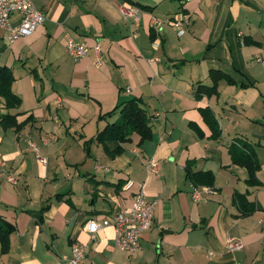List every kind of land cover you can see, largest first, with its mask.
I'll return each instance as SVG.
<instances>
[{
	"label": "crops",
	"instance_id": "0c3cea01",
	"mask_svg": "<svg viewBox=\"0 0 264 264\" xmlns=\"http://www.w3.org/2000/svg\"><path fill=\"white\" fill-rule=\"evenodd\" d=\"M33 3L45 19L31 35L7 44L0 28V64L20 98L7 108L0 96V114L28 118L19 130L0 122V217L15 226L0 264H58L73 245L84 248L80 264H264V0ZM184 17L179 36L169 21ZM68 38L88 53L70 56ZM211 70L235 83L196 96ZM131 97L150 115L151 137L138 144L133 133L116 156L91 141L86 154L84 142L117 115L98 116ZM237 140L253 146L256 182L232 161ZM186 170L209 172L211 184ZM139 184L156 200L139 250L117 248L112 226L85 229L128 207Z\"/></svg>",
	"mask_w": 264,
	"mask_h": 264
},
{
	"label": "built area",
	"instance_id": "2783aa9c",
	"mask_svg": "<svg viewBox=\"0 0 264 264\" xmlns=\"http://www.w3.org/2000/svg\"><path fill=\"white\" fill-rule=\"evenodd\" d=\"M15 13L18 15V19L14 23L11 16ZM128 15L135 22L137 21L138 17L135 13H128ZM44 19V13L35 7L33 0H0V28L5 30L4 41L7 44L31 35ZM169 24L180 36L184 34L188 21L185 17L182 19L174 18L169 21ZM94 48L96 51L98 50L97 45ZM65 50L70 56L81 58L88 53L89 47L84 42L68 38L65 42ZM158 165L155 159H150L147 163V169L157 173ZM8 179L14 182L13 176L9 175ZM133 186L134 181L127 179L122 188L131 190ZM205 191L211 192V189L205 188ZM191 195L194 201H199L202 198V194L197 188L192 191ZM155 205L156 200L148 199L142 185L139 184L132 191V202L128 207L118 210L101 221L93 218L87 219L84 227L93 234L102 227L112 226L115 230V246L121 250L137 251L141 247L140 239L144 231L152 223ZM227 246L230 250L241 247L240 243L232 240H228ZM84 256V248L81 245H73L70 255L63 257L58 264H80Z\"/></svg>",
	"mask_w": 264,
	"mask_h": 264
},
{
	"label": "trees",
	"instance_id": "16d2710c",
	"mask_svg": "<svg viewBox=\"0 0 264 264\" xmlns=\"http://www.w3.org/2000/svg\"><path fill=\"white\" fill-rule=\"evenodd\" d=\"M210 76L212 84H198L195 92L196 96L201 93L208 95L216 94L217 83L220 79H225L230 84L235 83L229 75L219 70H211ZM13 79L11 68L8 65L0 64V96L3 97L4 105L7 108L16 107L20 103V98L11 89ZM115 114L117 116L113 121L107 122L96 132L94 138L84 142L86 154L89 152L88 146L91 141L101 144L108 155L116 156L124 151L122 143L128 141L133 133L138 134L140 138L138 144L151 137L150 115L144 108L140 98L131 97L119 102L112 110L100 114L98 120L112 117ZM0 122L4 127H15L16 130H19L28 122V118L18 123L16 115L5 113L0 114ZM229 149L232 161L247 168L249 173L248 181L256 182V171L260 168V163L256 158L253 146L237 140L231 142ZM186 177L194 184H211L212 180L210 173L206 171L192 172L186 170ZM253 209L244 214L250 213ZM14 230L15 226L12 223L0 217V243L3 252L7 250L9 234Z\"/></svg>",
	"mask_w": 264,
	"mask_h": 264
}]
</instances>
